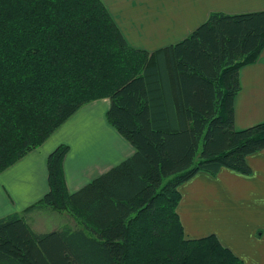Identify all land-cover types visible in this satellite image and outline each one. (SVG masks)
I'll return each instance as SVG.
<instances>
[{
	"label": "trees",
	"instance_id": "trees-1",
	"mask_svg": "<svg viewBox=\"0 0 264 264\" xmlns=\"http://www.w3.org/2000/svg\"><path fill=\"white\" fill-rule=\"evenodd\" d=\"M264 47V9L210 11L154 51L130 45L102 0H0V171L41 145L84 104L107 97V121L134 151L69 191L60 143L48 189L25 207L66 212L34 230L0 217V264H245L214 232L187 237L179 186L204 171H251L264 121L234 125L239 70Z\"/></svg>",
	"mask_w": 264,
	"mask_h": 264
},
{
	"label": "crops",
	"instance_id": "crops-1",
	"mask_svg": "<svg viewBox=\"0 0 264 264\" xmlns=\"http://www.w3.org/2000/svg\"><path fill=\"white\" fill-rule=\"evenodd\" d=\"M126 41L154 51L188 35L213 10L238 13L264 9V0H102ZM241 88L233 103L234 125L243 128L264 121V47L257 59L239 70ZM110 100L95 99L81 106L38 147L0 171V217L22 212H60L25 207L48 189L46 157L58 144L69 149L62 161L65 182L75 191L104 172L134 148L105 117ZM251 171L221 168L211 175L197 172L180 186L177 212L187 237L214 232L245 264H264V148L247 156ZM61 213V212H60ZM62 214V213H61ZM70 221V222H69ZM41 226L42 223H36Z\"/></svg>",
	"mask_w": 264,
	"mask_h": 264
},
{
	"label": "rangeland",
	"instance_id": "rangeland-1",
	"mask_svg": "<svg viewBox=\"0 0 264 264\" xmlns=\"http://www.w3.org/2000/svg\"><path fill=\"white\" fill-rule=\"evenodd\" d=\"M62 213V214H61ZM37 212L31 219L30 223L33 225L34 228L40 227L43 229H48L52 227L58 226L64 219H66V212ZM71 221V219H70ZM69 221V222H70ZM41 222V226H37L36 223ZM39 229V228H37Z\"/></svg>",
	"mask_w": 264,
	"mask_h": 264
}]
</instances>
